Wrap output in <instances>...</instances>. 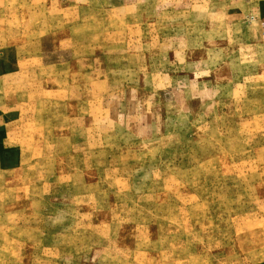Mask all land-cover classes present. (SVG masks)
<instances>
[{"label": "rangeland", "instance_id": "rangeland-1", "mask_svg": "<svg viewBox=\"0 0 264 264\" xmlns=\"http://www.w3.org/2000/svg\"><path fill=\"white\" fill-rule=\"evenodd\" d=\"M230 9L0 0V264H264V17Z\"/></svg>", "mask_w": 264, "mask_h": 264}, {"label": "crops", "instance_id": "crops-1", "mask_svg": "<svg viewBox=\"0 0 264 264\" xmlns=\"http://www.w3.org/2000/svg\"><path fill=\"white\" fill-rule=\"evenodd\" d=\"M170 0H167V3ZM186 1V0H183ZM198 1V0H197ZM221 3L224 2L225 4H231L230 9V18H237L239 17L242 19L243 17H250L253 16L255 13H260L261 17H264V0H220ZM254 18V16H253ZM245 21V20H244ZM9 159L5 156L2 162H7Z\"/></svg>", "mask_w": 264, "mask_h": 264}]
</instances>
